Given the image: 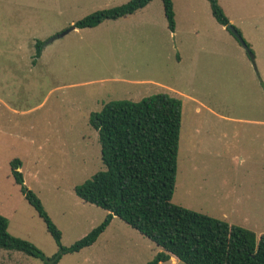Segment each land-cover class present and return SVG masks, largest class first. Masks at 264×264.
Here are the masks:
<instances>
[{"label":"rangeland","instance_id":"374dc122","mask_svg":"<svg viewBox=\"0 0 264 264\" xmlns=\"http://www.w3.org/2000/svg\"><path fill=\"white\" fill-rule=\"evenodd\" d=\"M127 1L0 0V215L9 233L46 258L58 246L14 182L10 161L20 160L25 185L59 228L61 244L70 246L107 213L75 193L104 169L90 115L111 100L161 92L181 101L171 202L183 195H194L192 204L208 199L216 210H233L239 226L264 233V0H217L253 59L216 22L207 0H172L173 31L161 0L69 30ZM160 250L115 216L91 246L57 264H145ZM0 264L43 262L0 248Z\"/></svg>","mask_w":264,"mask_h":264},{"label":"trees","instance_id":"16d2710c","mask_svg":"<svg viewBox=\"0 0 264 264\" xmlns=\"http://www.w3.org/2000/svg\"><path fill=\"white\" fill-rule=\"evenodd\" d=\"M151 1L128 0L94 11L74 25L93 28L106 20L131 15ZM161 1L168 28L173 31L172 0ZM207 1L216 22L225 27L229 19L222 7L217 0ZM42 45L41 41L35 44L34 60L40 57ZM89 124L97 131L104 169L76 186L75 193L107 211L104 219L70 246H63L59 228L25 185L20 160L14 158L10 161L14 182L44 221L58 250L46 258L33 243L9 233L8 220L2 215L0 248L21 251L43 264H57L64 254L91 246L116 216L161 248L145 264L165 262L171 255L184 264H264V233L256 235L242 226L171 202L181 127L179 98L161 92L138 101L111 100L90 115Z\"/></svg>","mask_w":264,"mask_h":264},{"label":"crops","instance_id":"0c3cea01","mask_svg":"<svg viewBox=\"0 0 264 264\" xmlns=\"http://www.w3.org/2000/svg\"><path fill=\"white\" fill-rule=\"evenodd\" d=\"M229 19V18H228ZM264 85V82H263ZM264 125V121L262 122ZM263 136H264V132H263ZM195 167V165H193ZM188 192H190V190H187ZM226 195H224L225 197ZM193 200H195V196L194 195H183L180 199H178V205L183 206L185 208H189L204 214H207L209 216L215 217V218H219V219H223L225 221H227L230 224H236L233 220H231V214H233V210H228L227 208L225 209H220L218 208L217 210L215 209V207H213L211 205V203L209 202L208 199H204L199 203L196 201V204H192L190 202H192ZM204 201V202H203ZM213 207V208H212ZM214 209V210H213ZM214 212L216 213H220L218 215H216ZM115 217V216H114ZM114 217L112 218L111 222L109 223V225L107 226V228L110 226V224L112 223ZM238 225V224H236ZM244 227V226H243ZM106 228V229H107ZM105 229V230H106ZM104 230V231H105ZM103 233V232H102ZM169 262H171V264H177L178 263V259L175 256H170L169 260H167ZM165 261V262H167Z\"/></svg>","mask_w":264,"mask_h":264},{"label":"water","instance_id":"95a60500","mask_svg":"<svg viewBox=\"0 0 264 264\" xmlns=\"http://www.w3.org/2000/svg\"><path fill=\"white\" fill-rule=\"evenodd\" d=\"M225 28L229 29V31L231 32V34L235 37V39L238 41V43L243 47V49L247 52V54L249 55V57L251 59H253V54L251 52V50L249 49L246 41L244 40L243 36L241 34L238 33V31L236 30V28L231 25L230 23H228ZM75 29V25H72L70 27L69 30H73ZM69 30L65 31V32H62L60 35L58 36H62L64 35L65 33H67Z\"/></svg>","mask_w":264,"mask_h":264}]
</instances>
